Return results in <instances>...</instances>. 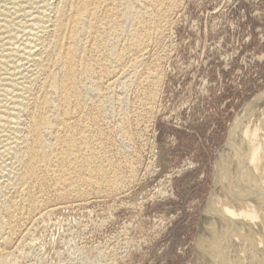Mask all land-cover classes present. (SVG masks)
<instances>
[{
    "label": "bare ground",
    "instance_id": "bare-ground-1",
    "mask_svg": "<svg viewBox=\"0 0 264 264\" xmlns=\"http://www.w3.org/2000/svg\"><path fill=\"white\" fill-rule=\"evenodd\" d=\"M182 2L0 0V264H21L59 212L136 184L133 135L162 81L161 54L147 59ZM216 174L191 264H264V92Z\"/></svg>",
    "mask_w": 264,
    "mask_h": 264
},
{
    "label": "rangeland",
    "instance_id": "rangeland-1",
    "mask_svg": "<svg viewBox=\"0 0 264 264\" xmlns=\"http://www.w3.org/2000/svg\"><path fill=\"white\" fill-rule=\"evenodd\" d=\"M169 27L147 59L161 54L162 81L133 135L136 184L54 215L21 264H91L100 251L105 264L195 259L233 123L264 92V0H183Z\"/></svg>",
    "mask_w": 264,
    "mask_h": 264
}]
</instances>
